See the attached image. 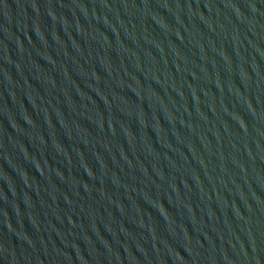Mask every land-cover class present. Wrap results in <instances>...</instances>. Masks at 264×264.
Listing matches in <instances>:
<instances>
[{"label": "water", "instance_id": "1", "mask_svg": "<svg viewBox=\"0 0 264 264\" xmlns=\"http://www.w3.org/2000/svg\"><path fill=\"white\" fill-rule=\"evenodd\" d=\"M0 264H264V0H0Z\"/></svg>", "mask_w": 264, "mask_h": 264}]
</instances>
